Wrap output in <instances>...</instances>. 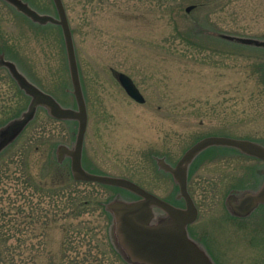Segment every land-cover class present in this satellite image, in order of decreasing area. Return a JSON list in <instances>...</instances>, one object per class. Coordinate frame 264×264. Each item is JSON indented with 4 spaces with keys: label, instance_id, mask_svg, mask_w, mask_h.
I'll list each match as a JSON object with an SVG mask.
<instances>
[{
    "label": "rangeland",
    "instance_id": "374dc122",
    "mask_svg": "<svg viewBox=\"0 0 264 264\" xmlns=\"http://www.w3.org/2000/svg\"><path fill=\"white\" fill-rule=\"evenodd\" d=\"M21 1L39 15H54L49 0ZM63 2L87 104L85 170L131 180L183 208L175 181L157 159L173 167L189 147L213 135L264 145V0ZM192 5L196 8L185 13ZM0 50V118L7 117L1 108L12 100L20 99L24 109L29 102L7 90L9 63L63 108H75L62 33L36 27L13 4L0 0ZM115 73L132 79L143 104L127 96ZM6 128L0 129V144ZM76 132L75 121L52 120L39 107L4 155L21 149L30 167L48 180L44 163L50 148L72 149ZM197 159L188 190L198 218L188 228L202 238L195 232L192 239L211 260L216 254L218 264H264V212L245 220L252 211L238 213L232 204L236 199L228 200L235 192L260 189L264 176L258 189L251 187L263 161L230 148L207 150ZM70 178L69 171L61 180ZM72 195L87 201L82 215L58 220L40 241H23L21 229L10 231L14 239L5 250L18 249L17 258L26 260L19 264H132L115 220L107 221L99 205L121 201V196L110 199L114 193L98 184L79 186ZM156 211V218L164 215Z\"/></svg>",
    "mask_w": 264,
    "mask_h": 264
},
{
    "label": "water",
    "instance_id": "95a60500",
    "mask_svg": "<svg viewBox=\"0 0 264 264\" xmlns=\"http://www.w3.org/2000/svg\"><path fill=\"white\" fill-rule=\"evenodd\" d=\"M32 21L40 24L47 22L58 24L62 28L64 46L67 55L75 109L63 108L52 96L44 93L30 83L12 63L8 69L19 88L30 97L25 112L4 127L6 140L0 144V151L10 144L15 137L34 118L39 107L46 109L49 116L59 121H76L77 132L72 149L58 147V160L70 158V172L75 181L95 183L102 186L119 188L139 196L137 201H117L108 203L106 210L115 220L120 245L127 252L132 264H212L207 254L188 236L187 226L195 222L198 211L188 192V169L194 159L211 147L233 148L245 155L264 161V146L253 141L209 136L202 138L189 147L174 167L163 159H157L160 169L169 173L178 188V197L184 207L178 208L146 191L136 183L110 176L88 172L82 165L84 137L87 129V106L81 86L77 59L70 27L61 0H53L58 19L42 16L30 9L20 0H6ZM115 78L129 98L137 103H144V98L132 81L123 73H115ZM1 129V128H0ZM16 134V135H15ZM15 135V136H14ZM232 202L238 213L247 214L259 204H264V183L256 192L232 195ZM164 217H157V211Z\"/></svg>",
    "mask_w": 264,
    "mask_h": 264
},
{
    "label": "trees",
    "instance_id": "16d2710c",
    "mask_svg": "<svg viewBox=\"0 0 264 264\" xmlns=\"http://www.w3.org/2000/svg\"><path fill=\"white\" fill-rule=\"evenodd\" d=\"M0 54H3V50H0ZM5 86L16 96L21 95L22 100L27 98L8 74ZM19 100H12L13 102L8 107L2 106V112L7 114V117L0 118V128L23 112L24 108L17 103ZM20 137L21 134L14 143ZM14 143L9 145L7 150L13 147ZM56 147L57 145L50 148L47 162L44 163V167L47 168L44 175L47 174L48 180L30 167L26 157L21 154V149L9 157L4 155L7 150L0 154V247L2 250L0 251V264H19L20 261H26L21 257L17 258L18 249L5 250V247H9L8 241L14 239L10 231L21 229L20 232L25 234V237L21 238L23 241L26 239L40 241L45 239L47 229L58 220L76 218L84 213L87 201H84L81 195L72 194L79 186L91 183L76 182L72 177L67 182L61 180L64 173L69 175V165L67 162H57ZM45 187L48 188H46L47 192H43ZM106 188L114 193L110 199L119 193L122 197L129 199L127 191ZM9 189L13 190V195L10 194ZM99 205L107 221L111 220L104 208L105 204L99 203ZM259 211L264 212V209L261 208ZM260 218L263 219V217Z\"/></svg>",
    "mask_w": 264,
    "mask_h": 264
},
{
    "label": "flooded vegetation",
    "instance_id": "af4514ba",
    "mask_svg": "<svg viewBox=\"0 0 264 264\" xmlns=\"http://www.w3.org/2000/svg\"><path fill=\"white\" fill-rule=\"evenodd\" d=\"M50 1V3H51V5H52V7H53V9H54V15H50V16H52V18H58V16H57V11H56V8H55V5H54V2H53V0H49ZM62 2H63V0H62ZM63 7H64V10H65V13H66V18H67V21H68V23H69V25H70V22H69V18H68V15H67V11H66V7H65V5H64V2H63ZM196 8V5H192V6H189V7H187L186 9H185V13H189L190 11H192V10H194ZM36 25V27H38V28H40V27H54L59 33H61V30H62V28H61V26L60 25H58V24H50V23H48V24H43V25H40V24H35ZM71 27V26H70ZM71 31H72V29H71ZM72 34H73V32H72ZM218 135H222V134H218ZM213 136H216V135H213ZM218 148H216V149H210V150H217ZM220 149V148H219ZM210 150H208V151H210ZM206 153H207V151H206ZM63 161H66L67 162V159H64ZM197 161H198V159L196 158L195 160H194V162H193V164H192V166H191V168H190V171H189V175H188V179H189V181H190V178H191V174H193V172H194V170L197 168ZM262 162V161H261ZM263 166H264V162H263ZM263 169L262 170H259L258 171V175L257 176H255V178L253 179V181H254V183H253V185H252V187L251 188H257L258 189V186L260 185L259 184V182H260V179L262 178V176H264V167H262ZM128 197L130 198V200H138L139 198L137 197V196H135V195H133V194H131V193H128ZM261 208H263L262 206L261 207H259L257 210H254L251 214H250V216L249 217H247L245 220H248V219H250L251 217H253L255 214H257V213H259L260 211V209ZM264 209V208H263ZM197 218H198V216H197ZM230 219H232V220H243V219H237V218H234L233 216H231V217H229ZM188 232H189V234H190V236L191 235H193L195 232L197 233L196 234V238L198 237L199 239H201L202 237H201V235H199L198 234V231L196 230V231H194V232H192L189 228H188ZM197 242V241H196ZM206 247V246H205ZM206 249L207 250H209V248H208V246L206 247ZM215 255V256H214ZM213 255V253H212V260H213V262H214V264H218L219 262V258L218 257H216V254H214Z\"/></svg>",
    "mask_w": 264,
    "mask_h": 264
}]
</instances>
